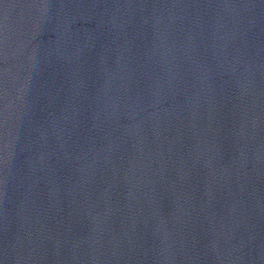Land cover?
<instances>
[{
  "label": "water",
  "instance_id": "obj_1",
  "mask_svg": "<svg viewBox=\"0 0 264 264\" xmlns=\"http://www.w3.org/2000/svg\"><path fill=\"white\" fill-rule=\"evenodd\" d=\"M0 264H264V0H0Z\"/></svg>",
  "mask_w": 264,
  "mask_h": 264
}]
</instances>
